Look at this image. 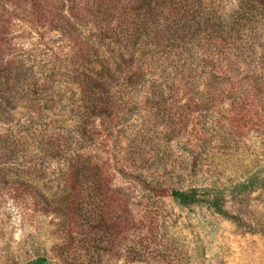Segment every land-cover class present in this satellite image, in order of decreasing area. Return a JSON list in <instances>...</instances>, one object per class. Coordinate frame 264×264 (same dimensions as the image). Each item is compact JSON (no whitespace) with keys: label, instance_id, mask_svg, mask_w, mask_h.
Listing matches in <instances>:
<instances>
[{"label":"rangeland","instance_id":"374dc122","mask_svg":"<svg viewBox=\"0 0 264 264\" xmlns=\"http://www.w3.org/2000/svg\"><path fill=\"white\" fill-rule=\"evenodd\" d=\"M201 1L221 9L222 57L195 87L93 78L18 101V138L40 147L0 151V264H264V0ZM13 25V55L75 53L67 34ZM189 188L221 190L223 212L171 196Z\"/></svg>","mask_w":264,"mask_h":264},{"label":"trees","instance_id":"16d2710c","mask_svg":"<svg viewBox=\"0 0 264 264\" xmlns=\"http://www.w3.org/2000/svg\"><path fill=\"white\" fill-rule=\"evenodd\" d=\"M204 6L201 0H0V125L6 129L0 133L1 155L12 154L25 144L40 147L18 138L21 124L14 115L18 101L31 87L90 83L93 78L97 86L106 88L195 87L199 79L192 74L198 68L203 73L215 67V57H222L221 9L212 3ZM14 22L41 34L40 27L48 28L58 32L60 39L69 35L74 55L52 53L43 62L23 53L13 55ZM88 23L89 32H94L83 39L77 37ZM98 108L97 116L104 118L117 112ZM51 136L44 144L51 151L69 144L65 135L60 139ZM237 186L247 189L242 183ZM171 196L179 205L205 200L223 212L221 190H172ZM53 263L37 257L27 264Z\"/></svg>","mask_w":264,"mask_h":264}]
</instances>
